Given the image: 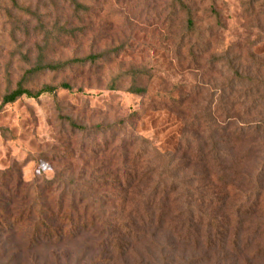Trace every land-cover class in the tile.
Instances as JSON below:
<instances>
[{
    "label": "rangeland",
    "instance_id": "rangeland-1",
    "mask_svg": "<svg viewBox=\"0 0 264 264\" xmlns=\"http://www.w3.org/2000/svg\"><path fill=\"white\" fill-rule=\"evenodd\" d=\"M78 1L86 12L77 14L72 0H0L1 94L15 87L39 45L46 58L100 54L94 65L41 72L31 84L67 81L70 89L1 108L0 220L16 216L18 197L7 185L17 178L33 191L56 180L45 194L54 204L62 199L67 212L103 198L98 219H123L117 185L150 167L149 181L122 188L128 205L175 179L178 208L154 211V226L140 228L122 256L97 247L100 238L88 231L56 246L5 245L3 254L0 245V264H264L263 252L253 260L228 253L238 230L254 234L249 252L264 246V212L248 214L243 202L247 188L264 186V0H188L193 29L171 0ZM61 26L80 30L71 37ZM132 71L146 87L142 95L127 91ZM185 153L193 160L176 159L183 170L170 176L161 155ZM210 184L227 185L231 196L222 199L225 190ZM215 229L224 243L214 240L208 252L196 245L195 237L205 240ZM2 230L17 232L16 242L29 233L28 226Z\"/></svg>",
    "mask_w": 264,
    "mask_h": 264
},
{
    "label": "trees",
    "instance_id": "trees-1",
    "mask_svg": "<svg viewBox=\"0 0 264 264\" xmlns=\"http://www.w3.org/2000/svg\"><path fill=\"white\" fill-rule=\"evenodd\" d=\"M171 2L173 5L179 6V8L187 14L188 26L190 29H193L194 20L192 18V10L190 9L188 0H171ZM72 3L75 6L74 11L77 14L81 10L86 12L84 10L85 8L83 3L78 0H72ZM60 29L62 30L60 31L61 33H66L71 37L76 36L80 30L78 27L62 26ZM47 33L48 34H46L45 37V46L51 47V40L49 39L51 36L50 34L53 33L51 31H47ZM38 48L40 51L39 56H37L33 63H31V66L24 70L20 79L16 82L15 87L6 89L3 94L0 93V111L2 110L1 108L3 105L15 102L23 96L37 98L43 93L55 95L57 89H70L72 86L67 81H63L57 85L43 83L41 87L31 86L34 78L39 73L46 71H63L65 69H71L74 66H85L87 63L94 65L100 60V54L97 53H90L85 57L67 59L46 58L44 47L39 45ZM136 72L137 71H132L133 82L127 88V91L142 95L146 92V87L139 83V75ZM189 154H191L190 151ZM161 157H165L168 166L172 167V174L170 173V176H176V173L183 170L182 166L175 165L176 159L179 160L180 163H190V160H193V156H189L187 153L183 154L182 157H175L169 154H163ZM183 167L185 168L186 165H183ZM151 169L153 168L150 167L146 170L139 180H137L138 174H136V172L126 173V178L130 179L128 185H126L127 182L125 181L126 186L123 184L117 185V193L121 195L119 197L117 194L119 200L118 203L123 204V207H121L122 215H124L123 219L115 216V214H113L112 219L106 217L105 215L98 219V216L101 217V215L105 212L104 207L106 206V200L103 198H100V201L97 203L96 201H86L83 207L81 204L77 203L73 205V212H67V210L63 208L64 202L62 199H59L54 204L49 200V196L52 193H49V196L45 194L48 190L52 192V189H56L53 187L57 183L56 180L45 179L41 181L40 184L36 183L34 184L36 189L33 191L32 185L26 188L27 186L24 185L21 178L15 179L14 183L7 186L10 187V197L13 199L18 197L15 201L14 207L11 208L15 211L16 216L13 219L0 220V226L3 229L16 228L18 225L28 226L29 233L24 235L22 241L16 242L13 238H15L17 232H8L4 235V231L0 228V245L3 247V251L1 252H3V254L6 253L4 249L5 245H10V248L19 246H56L63 242L75 239L83 233L92 231V234L97 236L96 238H100V241L96 244L97 247H100L102 250L111 249V252H114L117 256L126 254L132 245L133 239L137 237L136 233L139 232V229H149L154 226V211L163 208L166 210H170L172 208L174 209V207L178 208L176 200H178L180 195L177 193V184L175 179H172L169 185L163 184V187H161L160 183H158V185L154 186L151 192L145 196L142 203L137 202L133 206L128 205L127 193H122L124 190L122 188L126 187L129 190L134 183L140 181L141 179H143L141 182L149 181L152 175V172H150ZM206 172L209 173L208 170H206ZM206 178L211 180L210 175H207ZM159 182L162 183L163 181L160 180ZM209 187L213 188L214 191L218 189L221 191L225 190L222 192V199H227L231 196V191L227 189V185H223L221 188L220 185L210 184ZM247 189L249 190L245 193L243 202L248 203V214L256 215L257 213H263L264 206L261 205V202H264V186L259 185L258 187H249ZM95 204L98 206V211ZM140 204L141 206L143 205L142 209H140ZM89 208H92L93 210L92 213L87 216L86 210ZM215 221L216 218L214 217L213 227L215 226ZM188 223L192 222L188 220ZM179 229H181V227H179ZM105 231H107V233L101 234ZM96 232H99V234ZM215 233L216 234L209 233L206 235L205 240H200V237H195L196 245L202 246L203 244L208 252L214 245L213 242L222 241V243H224L226 236L216 229ZM243 234V231L238 230L231 237L229 247L230 250H228V253L231 254V258L233 260H236L240 256H246V253L249 255L251 253L253 256L250 258L253 260L255 255L261 254L262 252L264 253V246L262 245L255 249V251L249 252L248 250L250 249L251 242L255 239V236H253L254 234Z\"/></svg>",
    "mask_w": 264,
    "mask_h": 264
}]
</instances>
